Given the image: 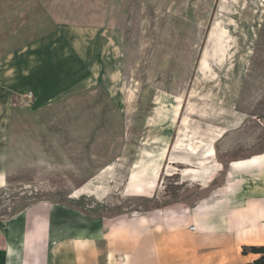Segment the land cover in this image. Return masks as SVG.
<instances>
[{
	"label": "rangeland",
	"instance_id": "1",
	"mask_svg": "<svg viewBox=\"0 0 264 264\" xmlns=\"http://www.w3.org/2000/svg\"><path fill=\"white\" fill-rule=\"evenodd\" d=\"M0 173V222L264 194V0H0Z\"/></svg>",
	"mask_w": 264,
	"mask_h": 264
},
{
	"label": "crops",
	"instance_id": "2",
	"mask_svg": "<svg viewBox=\"0 0 264 264\" xmlns=\"http://www.w3.org/2000/svg\"><path fill=\"white\" fill-rule=\"evenodd\" d=\"M200 151L199 160L217 168L189 179L205 184L220 165ZM0 182L5 185L1 173ZM233 201L150 211L166 220L138 212L91 218L66 204L42 202L0 222V264H248L254 256L242 254L241 246L264 244V194Z\"/></svg>",
	"mask_w": 264,
	"mask_h": 264
},
{
	"label": "bare ground",
	"instance_id": "3",
	"mask_svg": "<svg viewBox=\"0 0 264 264\" xmlns=\"http://www.w3.org/2000/svg\"><path fill=\"white\" fill-rule=\"evenodd\" d=\"M216 136H218V135H216ZM177 141L178 140H176L175 145L177 144ZM175 145L173 146V151L176 148ZM187 146H188V150L191 151L192 153L199 151L198 148L195 146H192V145H187ZM204 155H206V158L211 157L212 156V150L204 151ZM171 159H173V162H176V163H183V164H191L192 163V161L188 158L187 155L176 154L175 152H173V157ZM206 160L203 159V160L196 161V162H194L196 164L193 163L190 165V167H186V168L182 169L181 170L182 177L183 178H197L198 176L207 177L210 174H212L214 164L210 163L211 161L208 162V160L207 161Z\"/></svg>",
	"mask_w": 264,
	"mask_h": 264
},
{
	"label": "trees",
	"instance_id": "4",
	"mask_svg": "<svg viewBox=\"0 0 264 264\" xmlns=\"http://www.w3.org/2000/svg\"><path fill=\"white\" fill-rule=\"evenodd\" d=\"M241 253L254 255L248 264H264V244L242 245Z\"/></svg>",
	"mask_w": 264,
	"mask_h": 264
},
{
	"label": "built area",
	"instance_id": "5",
	"mask_svg": "<svg viewBox=\"0 0 264 264\" xmlns=\"http://www.w3.org/2000/svg\"><path fill=\"white\" fill-rule=\"evenodd\" d=\"M31 95H32V93L31 92H29L28 93V97H31ZM193 228V226L191 227V229Z\"/></svg>",
	"mask_w": 264,
	"mask_h": 264
}]
</instances>
